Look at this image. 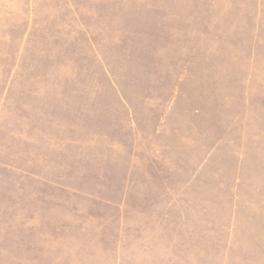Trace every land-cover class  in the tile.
I'll use <instances>...</instances> for the list:
<instances>
[{"label":"rangeland","instance_id":"1","mask_svg":"<svg viewBox=\"0 0 264 264\" xmlns=\"http://www.w3.org/2000/svg\"><path fill=\"white\" fill-rule=\"evenodd\" d=\"M0 264H264V0H0Z\"/></svg>","mask_w":264,"mask_h":264}]
</instances>
